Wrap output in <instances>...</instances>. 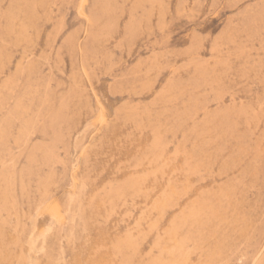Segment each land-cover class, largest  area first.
<instances>
[{
	"label": "rangeland",
	"instance_id": "1",
	"mask_svg": "<svg viewBox=\"0 0 264 264\" xmlns=\"http://www.w3.org/2000/svg\"><path fill=\"white\" fill-rule=\"evenodd\" d=\"M0 264H264V0H0Z\"/></svg>",
	"mask_w": 264,
	"mask_h": 264
}]
</instances>
